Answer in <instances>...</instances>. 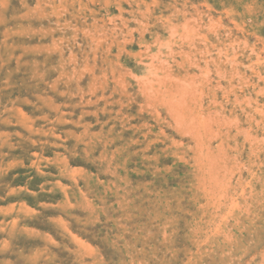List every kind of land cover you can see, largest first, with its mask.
Returning a JSON list of instances; mask_svg holds the SVG:
<instances>
[{
	"label": "rangeland",
	"instance_id": "374dc122",
	"mask_svg": "<svg viewBox=\"0 0 264 264\" xmlns=\"http://www.w3.org/2000/svg\"><path fill=\"white\" fill-rule=\"evenodd\" d=\"M0 264H264V0H0Z\"/></svg>",
	"mask_w": 264,
	"mask_h": 264
}]
</instances>
